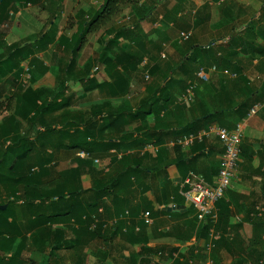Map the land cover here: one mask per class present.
I'll return each mask as SVG.
<instances>
[{"label":"crops","instance_id":"crops-1","mask_svg":"<svg viewBox=\"0 0 264 264\" xmlns=\"http://www.w3.org/2000/svg\"><path fill=\"white\" fill-rule=\"evenodd\" d=\"M65 1L71 0L53 3V13ZM104 4L99 10L92 6L72 27V66L84 47L82 41L75 51L82 24L90 22ZM129 13L132 22L125 27L134 32L132 25L140 21L144 44L120 38L117 45L130 44L145 56L135 72L113 69L111 62L117 57L128 58L114 51L117 45L109 48V42L94 58L103 76L86 90L96 95L93 154L76 152L88 153L92 168L80 170L78 196L69 201L77 204L75 217L47 225L44 243L35 234L37 228L30 232L36 240V254L44 249L45 264H174L176 260L181 264H226L220 263L221 250L213 256L199 253L210 240L202 236L203 224L183 196V182L190 173L215 183L224 146L215 134L188 147L178 142L212 126L241 129L238 174L215 205L216 220L212 222L215 227L219 208L223 212L227 208L230 220L227 227L218 224V241L227 232H232L231 238L252 233L254 237L251 219L262 217L253 215L250 205L254 197L264 199V0H144L130 6ZM10 14L7 22L18 20L15 5ZM23 21L29 22L26 14ZM184 32L191 34L190 39L180 42ZM213 66L217 70L210 73L209 81L200 80L199 69L209 72ZM117 72L128 79L126 95L121 98L113 96L111 87ZM191 86L192 101L179 103ZM80 89L79 84L69 83L67 94L74 102L82 94ZM121 113L124 117L116 123ZM109 115L112 119L104 124L103 118ZM89 206L95 209L90 211ZM84 212L91 216L90 227L84 223ZM146 213L151 223L145 222ZM245 224L251 230H243ZM116 227L119 230L113 234ZM56 242L60 245L54 250L52 243Z\"/></svg>","mask_w":264,"mask_h":264},{"label":"rangeland","instance_id":"rangeland-1","mask_svg":"<svg viewBox=\"0 0 264 264\" xmlns=\"http://www.w3.org/2000/svg\"><path fill=\"white\" fill-rule=\"evenodd\" d=\"M58 1L32 0L34 4H27L24 1L14 0L19 14L16 16L18 20L14 23L7 22L0 27V69L3 68L2 62L10 56L21 61L19 65L22 68V71L12 70L0 76V149L3 144L17 137H25L33 142L35 151L29 162L36 165L37 178L45 190L54 189L62 184L67 185L64 176L68 175L71 169L77 168V153H69L61 149L58 137L60 132L67 130L73 138L66 139L64 143L70 145L83 124L97 121L95 108L92 105L96 95L94 92L86 93L87 88L94 86L103 76L94 58L101 54L105 43L113 39L117 31L130 25L133 17L129 13V5L122 7L118 15L83 40L84 47L77 53L76 63L72 66L70 57L73 50L69 39L74 32L71 31L72 27L76 26L79 20L84 19L85 14L92 11L91 9L99 10L97 8H101L105 0H85V4L82 0L65 1L64 5L58 8L60 11L53 13L52 4L59 3ZM25 14L29 22L23 21ZM62 14H65L64 18ZM54 20L51 30L47 31V27ZM45 34L49 36L50 43L42 46L40 41ZM121 47L115 46L114 51L120 53ZM16 49L23 51L21 50V54H16ZM96 67L98 70L93 71ZM66 81L77 83L83 88L80 89L83 90L82 94L75 100L74 106L47 116V129L35 127L33 115L28 113L27 107L20 108V103L24 105L26 99L38 95V105L46 104ZM72 181V187L75 188L78 181L75 174L72 176ZM14 192L20 195L19 189L0 187V204L8 203L9 198L12 199L11 204L17 212V217L27 221L24 222L26 226H22V231H28L24 251L28 264H45L44 249L39 248L41 253L36 254L32 245L34 236L30 235L28 219L26 220L25 214L21 212V201L15 198L13 200ZM250 206L252 214L261 216L264 220V199L254 197ZM246 229L251 230V225L245 224L243 230ZM262 233L264 236V227ZM231 234L232 232L223 233V239L215 242L214 248L209 249L205 246L200 248V252L213 256L214 252L223 251L219 256L220 263L257 264V259L248 252L253 233L250 234L251 236L244 234L241 238H231ZM221 243L226 246L219 247Z\"/></svg>","mask_w":264,"mask_h":264},{"label":"trees","instance_id":"trees-1","mask_svg":"<svg viewBox=\"0 0 264 264\" xmlns=\"http://www.w3.org/2000/svg\"><path fill=\"white\" fill-rule=\"evenodd\" d=\"M19 1L30 2L32 0ZM141 1L144 0H106L101 11L96 13L90 22L82 24L84 29L78 33L79 40L75 51L78 50L80 42L85 39L86 35L96 31L101 25H104L118 15L122 7L127 5L134 7ZM13 9L14 0H0V27L12 18L10 13ZM147 15L150 16L151 14L148 13ZM147 15H145L143 19L146 18ZM139 22L132 25L134 32L128 30L130 27H122L119 32L115 34L113 39L109 41V48L110 46L117 45L120 38L128 39L136 45L144 44L145 40L139 34V31L141 30ZM48 41V38L44 36L41 39L40 44L44 46ZM21 50L22 49H16L15 53L21 54ZM121 55H127L128 59L124 61L122 57H117L116 61L111 62L113 69L122 67L125 71L131 72H135L138 69V66L142 63L145 56L142 51L135 50L130 44L121 47ZM12 58L11 56L7 57L2 62L3 68L0 69V76L12 72V70L22 71V68L19 65L21 61ZM69 83V81L62 83L61 88L53 94L52 100L46 104L38 105V95H33L26 99L24 105L20 103V108L25 109L27 107L28 113L33 115L35 127H44L47 129V116L68 109L73 105L74 98L67 94L69 91ZM127 84L128 79L125 75L117 72L112 79L111 87L115 90L113 96H116V98L125 96ZM106 85L107 83H104L102 86L105 87ZM215 115L216 114H214V116ZM123 117V113L118 114L114 121L116 122ZM111 119V115L103 118L104 124L110 122ZM92 123L93 122H89L86 124V127L82 130L80 129V131L76 133L77 136L74 138V142L70 145H65L66 143H64V141L68 138L72 139L73 135L67 130L60 132L61 134L58 137L60 143L59 147L69 153L85 151L89 154H93L94 142L91 141V138L93 137L94 127L92 126ZM229 128L234 129L232 127ZM117 129H119V127H117ZM33 147V142L25 137H17L15 140L3 144L2 149H0V187L19 189L20 195L18 196L17 192H14L12 196L13 200L15 198L21 201V212L25 214V219H28L30 232L37 228L35 234L39 237L40 242L44 243L45 239H48V235L45 233V231H47V225L51 227V225L63 223L65 220L73 218L77 214L75 211L77 209V204L69 203L70 200L76 199L78 196L76 186L75 188L72 187V176L75 174L78 178L81 174L80 170L86 167L91 169L93 162L77 158V168L71 169L70 173L64 176L67 185L62 184L54 189L45 190L41 186V181L37 178V173L35 172L36 165L29 162L31 155H33L35 151ZM83 193L85 192H82V194ZM7 202L8 203L0 204L1 206H8L6 210L0 211V264H28L27 257L24 255L25 242L27 241L26 234L28 231H22V226L25 227L26 224H24V222L27 221L22 217L20 219L17 217V212L11 204L13 203L12 199L10 200L9 198ZM88 208L90 211L95 209L94 206H89ZM219 210L218 220L215 225L216 230L218 229L219 223L222 225L224 224L227 227L228 221L230 220L229 210H227V208L224 212L222 208H219ZM83 216L85 217L84 223L87 227H90L91 216L86 214V212L83 213ZM33 217L36 219H32ZM251 224L254 229V237L248 248L250 250L249 253L252 257L257 259V264H264V236L262 233L264 221L261 218H252ZM213 225L214 224L210 219L202 225L203 227L201 231L204 234L202 236H204L205 239H209V230ZM99 229L100 227L96 232L99 231ZM118 230L119 229L116 227L111 232L115 234ZM106 232L107 231L105 230V233ZM35 241L36 240H34L33 237L32 245L34 248H36ZM215 242L217 243L218 240ZM52 244H54V250L59 248V242ZM174 264H181V262L180 260H176Z\"/></svg>","mask_w":264,"mask_h":264},{"label":"built area","instance_id":"built-area-1","mask_svg":"<svg viewBox=\"0 0 264 264\" xmlns=\"http://www.w3.org/2000/svg\"><path fill=\"white\" fill-rule=\"evenodd\" d=\"M191 34L184 32L180 35V42H185L190 39ZM162 58H165L163 55ZM217 67L213 66L209 72L205 68L201 67L198 71V77L204 82H208L210 79V73L215 72ZM193 86L189 87L178 102L181 104H188L194 97ZM215 134L224 146V155L221 161L218 176L215 183H208L202 176L194 173H190L183 182V196L185 200L195 208L196 218L200 224H204L208 219L216 220V214L214 212L215 205L221 201L226 192L235 180L239 170V164L241 162V129L229 130L227 128L212 126L207 130L200 133L190 135L179 140L178 144L182 147H188L195 141H202L206 136ZM77 156L81 159L92 160L93 158L85 152H78ZM95 163L98 161L94 160ZM145 222L151 223L150 214H145ZM220 233L215 227L209 230V244L207 247L212 249L215 241L219 240Z\"/></svg>","mask_w":264,"mask_h":264},{"label":"water","instance_id":"water-1","mask_svg":"<svg viewBox=\"0 0 264 264\" xmlns=\"http://www.w3.org/2000/svg\"><path fill=\"white\" fill-rule=\"evenodd\" d=\"M7 207H8L7 205H4V206H1V205H0V211H4V210H6Z\"/></svg>","mask_w":264,"mask_h":264}]
</instances>
